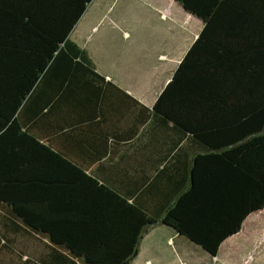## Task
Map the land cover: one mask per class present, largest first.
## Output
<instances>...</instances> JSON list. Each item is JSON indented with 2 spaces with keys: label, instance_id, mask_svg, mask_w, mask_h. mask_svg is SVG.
Returning a JSON list of instances; mask_svg holds the SVG:
<instances>
[{
  "label": "trees",
  "instance_id": "obj_1",
  "mask_svg": "<svg viewBox=\"0 0 264 264\" xmlns=\"http://www.w3.org/2000/svg\"><path fill=\"white\" fill-rule=\"evenodd\" d=\"M93 1L0 0V264H130L157 224L216 254L264 209V0H175L202 29L152 108L125 93L113 180L80 149L128 105L71 39Z\"/></svg>",
  "mask_w": 264,
  "mask_h": 264
},
{
  "label": "rangeland",
  "instance_id": "obj_2",
  "mask_svg": "<svg viewBox=\"0 0 264 264\" xmlns=\"http://www.w3.org/2000/svg\"><path fill=\"white\" fill-rule=\"evenodd\" d=\"M202 26L201 19L175 0H94L73 37L92 50L99 69L124 84L138 83L146 97L167 82ZM165 51L170 53L168 62L157 61V54ZM17 245L25 252L43 247L26 237ZM3 261L8 258L3 256Z\"/></svg>",
  "mask_w": 264,
  "mask_h": 264
},
{
  "label": "crops",
  "instance_id": "obj_3",
  "mask_svg": "<svg viewBox=\"0 0 264 264\" xmlns=\"http://www.w3.org/2000/svg\"><path fill=\"white\" fill-rule=\"evenodd\" d=\"M85 14L72 32L71 39L77 42L82 48L86 49L96 64L97 70L105 75L107 80L112 81L118 86V88H111L112 90L107 92L108 95L104 93L103 97L117 101L116 95L118 94V97L122 100L121 103L124 104L127 102L128 104L130 98L125 95L126 93L138 99L145 106L152 108L182 59L173 69L170 78L156 92V94L153 95V93L150 92L149 96L146 95V97H144L146 91L140 93L143 88L139 86L138 83L136 87L124 84L122 80V82L116 80L114 75L108 73V71L105 72L99 69L95 61L94 53L90 52L92 50L74 39V33L82 23ZM92 28L93 30L96 29L94 26H92ZM165 52L166 53L159 52L160 54H157V61L163 63L168 62L167 59L169 58L170 53H167V51ZM161 56H166V60H164L165 58H160ZM140 78H143V76ZM120 107L123 108L122 104ZM126 109L127 113L126 117L123 118L124 120H119V122L114 124L107 120L108 123L102 125L103 133H92L95 136H101L98 139L99 142L95 144H93V142L90 144H80L81 151L89 153L88 156H86L85 161L88 163L92 162L93 171L98 174L101 179L107 180L110 177V179L113 180L114 178H118L120 171L122 170V168L119 167L118 162L121 157L125 156L127 148L118 151L119 148H115L112 141L115 138L114 130L117 126L122 129L120 131L122 135L118 139L119 142L127 141L125 140L128 138L127 133L129 130H132L131 125L129 126L128 124L131 120L129 118L132 116V109H129V104L126 106ZM139 141V145L141 146L143 143L144 150L147 151L149 149L151 153L150 148L152 147V144H150L148 148L145 138H141ZM117 146L120 145L117 144ZM85 161L84 164L86 165ZM148 167L149 165L147 168ZM176 184L177 182L171 183L167 179L165 184L158 186V189L161 193L166 194L167 192L174 191L176 187H178L175 186ZM161 193H158V195L156 194L157 196H155V198L159 197ZM130 264H264V209L248 215L243 222L241 229L225 239L221 243L216 254L210 253L199 244L191 241L185 235L177 232L173 227L166 224H157L144 236L138 254Z\"/></svg>",
  "mask_w": 264,
  "mask_h": 264
}]
</instances>
